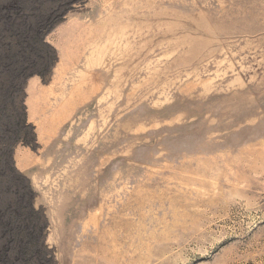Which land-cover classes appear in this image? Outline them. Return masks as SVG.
Listing matches in <instances>:
<instances>
[{"label": "rangeland", "instance_id": "1", "mask_svg": "<svg viewBox=\"0 0 264 264\" xmlns=\"http://www.w3.org/2000/svg\"><path fill=\"white\" fill-rule=\"evenodd\" d=\"M21 51L47 228L15 264H264V0H0L4 84Z\"/></svg>", "mask_w": 264, "mask_h": 264}, {"label": "trees", "instance_id": "2", "mask_svg": "<svg viewBox=\"0 0 264 264\" xmlns=\"http://www.w3.org/2000/svg\"><path fill=\"white\" fill-rule=\"evenodd\" d=\"M5 23L9 24L3 28L17 32L21 50L29 43L47 45L40 23H27L24 26L27 29H21L23 23L15 19ZM12 54L4 63L12 69V73H9L10 81L7 84L0 81V264H15L16 257L23 254H33L37 257L36 261H41L46 248L45 214L42 209L35 207V191L29 179L18 170L14 157L17 145L33 147L36 142L35 128L27 119L25 96L18 106V103H14V93L24 90L22 75L25 67H34L41 60L39 56L24 57L22 51L21 54ZM17 57L23 61L26 58L29 64L24 66L27 63L25 60L21 65H13ZM5 65L1 68H6ZM35 73L32 71L29 76ZM10 105H16L13 113Z\"/></svg>", "mask_w": 264, "mask_h": 264}]
</instances>
